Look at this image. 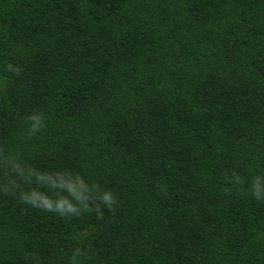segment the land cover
<instances>
[{
	"label": "trees",
	"instance_id": "trees-1",
	"mask_svg": "<svg viewBox=\"0 0 264 264\" xmlns=\"http://www.w3.org/2000/svg\"><path fill=\"white\" fill-rule=\"evenodd\" d=\"M0 264H264V0H0Z\"/></svg>",
	"mask_w": 264,
	"mask_h": 264
},
{
	"label": "clouds",
	"instance_id": "clouds-1",
	"mask_svg": "<svg viewBox=\"0 0 264 264\" xmlns=\"http://www.w3.org/2000/svg\"><path fill=\"white\" fill-rule=\"evenodd\" d=\"M35 130V129H34ZM254 188H256L257 190H258V185L257 184H254ZM51 206L49 205V208H50ZM60 207H63V205H60Z\"/></svg>",
	"mask_w": 264,
	"mask_h": 264
}]
</instances>
